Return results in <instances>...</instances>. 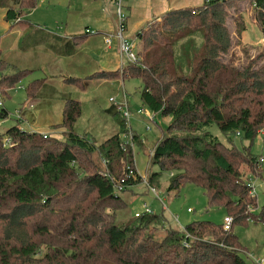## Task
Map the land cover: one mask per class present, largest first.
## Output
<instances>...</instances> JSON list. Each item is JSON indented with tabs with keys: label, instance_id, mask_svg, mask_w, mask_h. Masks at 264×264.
<instances>
[{
	"label": "trees",
	"instance_id": "1",
	"mask_svg": "<svg viewBox=\"0 0 264 264\" xmlns=\"http://www.w3.org/2000/svg\"><path fill=\"white\" fill-rule=\"evenodd\" d=\"M241 1L204 0L168 10L137 34L142 62L126 68L140 81L142 104L170 118L153 147L150 163L159 169L148 175L147 185L171 172L166 192L178 194L187 183L201 187L208 207L232 217L230 228L194 219L179 230L154 210L127 216L129 201L122 193L142 175L130 166L132 150L119 137L124 120H118V132L97 142L74 129L81 104L66 98L63 137L17 123L0 131V264H249L235 227L248 220L264 223V203L258 205L240 168L258 166L251 147L264 128V50L242 65L230 54L227 18ZM248 1L264 42V0ZM35 3L0 0V8L13 24ZM233 17L240 34L243 16ZM8 64L0 50L1 95L25 75L4 73ZM42 86V79L28 83L26 97ZM7 116L0 106V119ZM213 124L229 146L212 132ZM233 135L247 144L238 147Z\"/></svg>",
	"mask_w": 264,
	"mask_h": 264
},
{
	"label": "rangeland",
	"instance_id": "2",
	"mask_svg": "<svg viewBox=\"0 0 264 264\" xmlns=\"http://www.w3.org/2000/svg\"><path fill=\"white\" fill-rule=\"evenodd\" d=\"M23 1L25 3L28 0H22V2ZM178 1L179 0H167L166 6L169 7H165L163 10L167 9L161 13L155 11L157 9V2H155V0H125L124 12L126 18L123 25L124 34L138 43L137 34L141 32L145 26L148 27L151 24L158 23L161 16L168 10L177 9L172 5L173 3L178 4ZM79 2H81V0H36V7L31 11L28 19L36 26L38 25L51 31L52 33L61 35L73 33L76 30H83L86 24L94 27L91 20L88 18L82 19L78 26L72 24L70 12L72 6ZM194 2L196 3L198 0H194ZM203 3L204 0L196 5L191 4V6H200L203 5ZM23 7L24 6H22V8ZM238 7L239 11L233 12V10L230 9V13L235 16L238 12H241L245 21L244 30L238 34L239 27H236L235 24H233V16L227 18V25L234 41L230 54L235 57L237 65H242L247 62V59L256 56L264 50V42L262 40L260 27L256 24L254 19L253 6L249 4L248 0H242L238 4ZM101 9L106 16L110 14V8L106 10L105 7L102 6ZM134 19H139L140 23L134 25ZM116 23V28H118V21H116ZM5 34L6 26L4 23L2 24V20L0 18V36H4ZM137 45L139 49V43ZM141 59L142 58L139 57V62H142ZM128 64V62L120 60V65L116 70L98 71L83 78H66L67 85L69 86L68 89L73 91V95H77L80 98V100L77 101L81 104V114L73 124L74 129L81 134L88 135L97 142L104 140V137L114 131L118 132L119 129L116 124H119L118 120H120L121 117L117 112L116 115L113 114L115 110H113V113H109L106 110L110 107L108 99L110 97H116L120 100L122 96H126L132 111V115L129 118L130 130L126 127L125 123V129L120 132L119 137L124 146L132 150V162L130 163V166L142 175L141 182L132 185L129 189L122 193V195L129 201L127 216L131 217L134 215L135 211H142L144 209L145 202L155 212H162L167 225L175 229L182 230L188 222L194 219H211L222 223L226 214L225 210L221 207H208L207 197L201 187L192 183H187L181 188L178 194H174L173 191L166 192L165 187L171 172H163L157 182H155L156 184L152 185L158 193V196H156L147 185L148 175L152 171L159 169L158 165L150 163L153 147L156 141L164 133L165 127L170 121V118H165L159 114H155L154 121L148 122L145 121V116L136 113L141 103H139V105H131V103L138 102L140 81L137 78H131L127 75L128 70H126V68ZM16 71H21L20 74H25L23 81H19L16 85L9 89L7 87V90H5L6 93H4L5 95L0 94V102L3 106L13 105L11 107L12 109H8V116L10 115L18 121L21 120L19 123H21L25 128H31L29 123L32 124L34 121H39L40 125L46 123L44 124L45 126H39L40 130L38 131L57 138L63 137L65 130H67V127L62 121L65 100L62 103V108H60V104L58 102H53V105L49 108L45 107L43 105L44 103L35 104L34 100L37 98V95L27 97L26 100L20 104L11 101V97L8 93L9 91L19 89L20 91H18V95L23 96L28 82L44 76V72L42 70H34L30 74H28V70L25 69H19ZM101 72H104L105 75L100 76L99 74ZM74 73V75L78 76V73ZM46 80L47 78L42 79L43 83ZM85 85H89L91 87L93 85V87L92 89L90 88V90H86L87 87H85ZM95 88H97L95 90L96 93L104 95V98H92L94 97V93L91 91ZM7 95L8 97H6ZM42 109L45 110L41 111ZM145 109H147V107H145ZM37 110H40V112L37 114L31 113L32 111L34 112ZM37 115L39 116L38 119L35 118ZM48 118L52 119L47 121ZM210 129L219 137L221 141L225 142L228 146L230 145L226 136L215 124L210 126ZM233 136L234 143L238 147H242V145H246L248 142V140L240 139L239 136ZM251 150L254 154H256L257 158L261 154L264 155L263 127L259 128L257 135L254 136ZM97 156L99 158V155ZM240 168L247 176L248 181L250 183L253 182V189L257 194L258 205H262L264 203V161L263 163H259L258 161V166L256 169H253V171L246 165H242ZM258 172L260 174H258ZM187 207H190L192 211H187ZM175 214H177L178 220L174 219L173 216ZM235 230L239 234L240 241L245 246V250H241V254L245 257L249 264H256L255 258L253 257L264 258V223L252 222L251 220H248L246 225H237ZM155 231L156 234L161 232L157 229ZM157 236H159V233Z\"/></svg>",
	"mask_w": 264,
	"mask_h": 264
},
{
	"label": "crops",
	"instance_id": "3",
	"mask_svg": "<svg viewBox=\"0 0 264 264\" xmlns=\"http://www.w3.org/2000/svg\"><path fill=\"white\" fill-rule=\"evenodd\" d=\"M201 1L202 0H198V2L195 3L194 0H179L178 4L173 3L172 6L174 8H180L191 6V4L196 5ZM155 2H157L156 12L162 13L169 7L166 6L167 0H155ZM102 6L105 7L106 10L110 8L109 15L106 16L105 13L102 12ZM35 7L36 3L22 19L14 22L13 24L4 19L5 9L0 8V18L2 20V24L4 23L6 26V34L4 36H0L1 57L9 63L7 69L5 68L4 70V73L11 74L16 70L25 69L28 70V74H30L34 70H42L44 72V76L38 79L47 78V80L43 83V86L38 92L34 103H44L43 105L49 108L53 105V102H58L60 104V108H62V103L66 98L80 100L77 95L72 94V90L68 89L69 86L67 85L66 78H83L98 71H113L118 69L120 65L121 57L118 51L117 40L113 39L110 44H106L104 42V36L106 33H114L117 30V18L115 13H113V2L112 0H81V2L73 5L70 12L72 24L78 26L82 19L88 18L91 20L94 27L86 24L83 30H76L75 32L67 35L55 34L45 28L32 24L29 21L28 16ZM165 7L167 8L163 10ZM134 20V25L140 23L139 19ZM85 29H89L94 33H86ZM75 36L78 37L74 38ZM133 41L135 42L136 49L138 50L137 41ZM69 43L73 46L72 49L69 46ZM74 72L78 73V76L74 75ZM85 87H87L86 90H90L93 85L92 87L85 85ZM96 89L97 88L91 91L94 93V97L92 98H104V95L96 93ZM18 91L20 90L13 89L8 93L11 97V101L20 104L25 101L27 97L26 92L23 96H20L18 95ZM108 103L110 107L106 110L109 113H113L115 108L111 105L109 99ZM139 103H141L140 106L143 105L140 99H138L137 103L133 102L131 105H139ZM12 106L6 105L5 107H8L7 109H12ZM43 110L45 109H42L41 111ZM39 112L40 110L34 112L32 111L31 113L37 114ZM35 118L38 119L39 116L37 115ZM51 119L52 118H48L47 121ZM20 121L21 120L18 121L16 118H12L9 115L4 120H0V129L4 130L6 126L13 124V122L23 126L19 123ZM44 124L40 125L39 121H34L32 124L29 123L31 128L28 129L38 131L40 130L39 126H45ZM116 125L120 130L119 124ZM115 132L116 131L113 133Z\"/></svg>",
	"mask_w": 264,
	"mask_h": 264
},
{
	"label": "built area",
	"instance_id": "4",
	"mask_svg": "<svg viewBox=\"0 0 264 264\" xmlns=\"http://www.w3.org/2000/svg\"><path fill=\"white\" fill-rule=\"evenodd\" d=\"M124 1L125 0H112L113 6H114V13H115L117 21H118V28L114 33L106 34L104 36V42L106 44H110L113 39H116L118 42V51H119V55L121 57V60H123V62H128V63L134 64V63L139 62V56L137 53L135 42L124 34L123 25L125 23V18H126L125 12H124V10H125V2ZM85 32L86 33H88V32L92 33L93 31H91L89 29H85ZM109 102L115 108V110L120 114V117L126 123V127L129 128V130H130L129 118L132 115V111L130 109L131 106L128 103L126 96H122V98L120 100H118L116 97H110ZM0 106H2L1 102H0ZM145 107L146 106H144V105L139 106L136 113L144 115L146 117V121H148V122L152 121L153 122L155 119V114L151 110H149L148 108L145 109ZM147 128H148V126H147ZM259 132H261V131H259ZM43 135L46 136V133H43ZM10 141H11V138L9 136L4 137V143L9 144ZM122 146L125 147L123 142H122ZM263 161H264V155L261 154L259 156V163H263ZM248 185L251 188L250 192H254L253 182L250 183L248 181ZM149 188L156 196H158V193L156 192V190L154 189L153 186H149ZM143 211L152 212L153 209L151 207H149L144 202V209L142 211H135L134 214L139 215ZM187 211H192V209L190 207H187ZM173 217L175 220H178L177 214H175ZM231 221H232V217L228 214H225V216L223 218V228L229 229ZM253 258H255L256 264H264V258H259V257H253Z\"/></svg>",
	"mask_w": 264,
	"mask_h": 264
}]
</instances>
